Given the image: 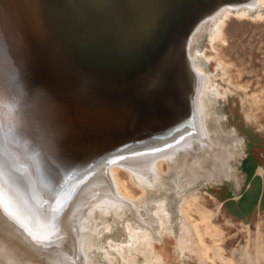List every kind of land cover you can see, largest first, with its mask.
Here are the masks:
<instances>
[{"label":"water","instance_id":"95a60500","mask_svg":"<svg viewBox=\"0 0 264 264\" xmlns=\"http://www.w3.org/2000/svg\"><path fill=\"white\" fill-rule=\"evenodd\" d=\"M257 1L0 0V83L20 117L35 120L39 129L29 138L20 129L15 134L30 150L40 180L50 177L45 191L54 193L62 183L50 176L62 155L74 153L79 169L109 153V137L168 131L179 120L172 101L183 99L181 69L197 26L226 7L251 8ZM184 105L179 113L187 118L190 106ZM4 125L0 121V179L10 200L24 192L37 201L27 169L25 177L4 159V151L19 154ZM72 154L59 166L73 164ZM113 165H102L107 177ZM69 186L60 190L62 201ZM1 215L0 225H7Z\"/></svg>","mask_w":264,"mask_h":264},{"label":"rangeland","instance_id":"374dc122","mask_svg":"<svg viewBox=\"0 0 264 264\" xmlns=\"http://www.w3.org/2000/svg\"><path fill=\"white\" fill-rule=\"evenodd\" d=\"M259 13L264 15V7L243 19L232 16L224 27L225 43L217 45L218 53L211 43L219 33V21L213 22L219 14L196 28L189 50L192 74L195 80H199L200 86L195 109V124L198 123L199 130L181 142V145L190 148L180 150V143L175 142L171 144L174 148L164 149L159 157L164 163L162 171L152 172L145 179L141 175L142 182L148 185L142 206L146 212L134 204L123 202L117 194H114L115 197L107 196L101 185L97 187L95 205L84 207L76 222L77 232L73 234L77 237L75 247L80 253V264H149L148 259L153 257L154 250L147 242L135 243V235L131 236L135 227L140 226L154 240L166 238L156 243L164 254L166 264H204L199 262L196 249L184 239L182 241L186 233H182L180 228L182 201L198 193L204 198L208 210L214 211L219 205L222 210L212 220L221 229L218 243L224 260L247 264L238 250L233 254L231 252L243 245V254L250 261L253 248L244 242L250 238L252 230L258 236L260 224L264 254V17L257 19ZM219 60L227 67L222 68ZM227 62H230V67ZM225 71L226 77L221 78ZM228 87L232 93L228 94ZM247 112L254 116L251 121L246 118ZM120 140L130 149L119 153L113 161H125L128 165L130 160L135 162L136 145L139 146L141 140L135 137H122ZM177 150L176 156L174 153ZM254 174L256 180H252ZM123 176L121 174L122 179L127 180ZM130 189L138 195L137 188ZM257 190L259 194L252 204ZM173 239H179L175 243L181 247L176 251L184 252V257L173 252ZM118 240L127 243L131 250L113 252L111 246L115 247ZM206 240L212 244L207 237ZM110 241H114L112 245ZM215 260L216 264H227L221 259ZM259 264H264V255Z\"/></svg>","mask_w":264,"mask_h":264},{"label":"bare ground","instance_id":"6f19581e","mask_svg":"<svg viewBox=\"0 0 264 264\" xmlns=\"http://www.w3.org/2000/svg\"><path fill=\"white\" fill-rule=\"evenodd\" d=\"M263 7L264 0H258L255 5L251 6V8L243 7L240 9L231 10L226 7L218 12L219 18L213 20L214 23L219 21V23H217L219 33L211 43L213 50L218 53L219 50H216L218 48L217 45H222L225 43V38L227 37H225L224 27L232 16H235L239 19H243V17H250L251 12H257ZM263 17L264 15L262 13L256 15L257 19ZM187 54V59L185 58L187 66L185 65L184 71L181 69V71L184 73V77L182 78L183 84L181 85L182 87L179 95L183 96V99L180 98L179 100L176 99L172 101L174 107H176L175 113H177V115L175 119H179L178 122L169 127L168 131L165 130L164 132L156 134L155 136L152 135L146 138L136 136L135 138L138 139V141L141 140V143H139V146L136 145V161L134 162L130 160L129 165L125 161H113V159H115L119 153L130 149L126 148L125 144L121 142L120 139L122 137L117 138V136L109 137L112 141L107 142L112 144L107 155L99 157V159H93L91 163H89L87 166H83V168L77 169L80 165L78 166L77 163H75L76 156L74 153H68L66 155L60 156L59 158L63 159L67 155L72 154L69 156L71 157L69 159L73 161V164L66 168L60 167L58 161L61 159H59L54 161V165H51L53 167L51 169L52 173L50 176H54V180H59L62 182L60 186L57 187V191L51 194L45 191V189L48 187L47 184L50 181V177H44L42 180H40V175L38 176L37 173L38 166L36 163L32 165V162H30V150L24 148V140L15 134V131L20 129L22 133L25 134L27 138H29L34 134L35 131L39 130L38 127L37 129L34 128V125H36L35 120L31 121L20 117L19 112H21V110L18 112L15 111L13 102L10 101L8 97H5L6 91L4 89V85L0 83V121L5 124L4 132L9 144H11L15 150L19 151L17 157L14 156V158L9 153V151H4V159L13 169L20 170L23 176L26 177V175L29 174L34 183L31 186L32 193H35L37 197H40L37 199V201H33L32 199H29L28 196L26 197L27 193L24 194L23 192V194H21L22 196L16 199V202L12 201L10 200L12 198L10 188L7 187V183L2 182L0 179V213L2 214L0 215L6 217L5 219L7 221V225L10 227L9 228L3 223L0 225V264H60V262L66 264H80V253L77 252L78 249L75 247L77 237L73 235L77 232L75 229L76 222L79 220L78 217L81 215L86 205L88 207L95 205L94 193L96 192L97 187L100 185L103 189V192L105 191L108 193L107 196H114V194L116 196L117 194V197H119L123 202L127 204H134L142 211L146 210L145 207L142 206L145 204L144 193L147 192L148 185L142 182L141 175L145 179L146 177H149L148 175L152 172L157 173V171H162L164 169V163L161 162L159 157L160 154L164 152V149L174 148L171 146V144L175 142H179L181 145L183 140H188V138L194 136V134L199 130L196 126L198 123L196 122L195 124V109L200 86L199 80H195L192 74V57H190V50ZM226 58L228 57L226 56ZM222 60H219V65L222 68L227 67L224 62H222ZM242 60L244 59L242 58ZM249 60L251 61V59ZM258 61L260 62V60ZM230 62H227L229 64L228 67H230ZM262 62H264V59ZM224 76L226 77V71L222 74L221 78ZM179 77H181V74H179ZM229 79L227 82H229ZM243 84L245 85L246 82ZM256 85H258V83ZM227 90L228 94L232 93L230 92L231 90L229 87ZM253 95H256V93ZM163 103L166 104L167 101L165 100ZM183 103H189L190 106L187 118H182V113H179L180 111L182 112L183 107H185ZM246 118L251 121L254 116L251 112H247ZM47 123H49V121H47ZM37 138L40 139L39 134ZM125 138H127V136ZM186 147L189 146L181 145L180 150H183V148ZM177 152L178 150L175 151L174 155L178 154ZM104 162L108 164H115L116 162V165H113L110 168L108 177L105 175L104 169L102 168ZM25 169H27V174H25V171H23ZM17 174L18 173L16 172L14 175L16 176ZM121 174H124L127 180L122 179ZM37 177L39 178L37 179ZM68 183L70 186L67 191V195L62 201L59 197L61 194L60 190ZM131 187L138 189V195L132 193L130 189ZM69 198L71 199L67 201ZM18 201L21 202V204L18 206V208H16L15 204ZM22 206H24V208H28L26 210L29 211L23 210L21 208ZM180 209V228L182 233L184 231L186 233V236L182 238V241L184 239L185 242H189V244H191L193 248L196 249L198 260H200L199 262L204 264H216L215 259L218 258L225 261L227 264H233L232 260L223 259L221 254L222 247L220 243H218V237L221 235V229L215 225L212 220L216 219V216L222 212V210H220V205L216 206L214 211L208 210V208L205 206L204 198L198 193L191 194L188 199L183 200ZM169 211L170 210H167L166 212ZM227 222L230 223L229 221ZM22 234L24 235L23 240ZM134 235L135 243L147 242L150 245L149 248L154 250L153 257L148 259L149 264H166L162 250L158 247V245H156L157 242H162L166 238H158L154 240L151 238L149 232L143 230L141 226L135 227V230L131 233V236ZM255 235V230H252L249 233L250 238H247L248 241L245 239L244 242L250 246V248H253V250H251L252 255L250 257V261L248 260L249 257H247L246 254H243V245H241L239 249H233L231 252L233 254L238 250L241 259H244L247 264H250L251 261L255 262V264H259L263 260V228L261 224L260 231L257 234L258 236L256 237ZM206 237L210 239L212 244L207 243ZM175 241L177 240L173 239V252L177 255L181 254L182 257H184V252L178 253L176 251L177 249H180L181 246L176 244ZM110 242L112 245V242L114 241ZM115 243V247L111 246L113 252L121 253L123 252L121 249L127 251L129 249L131 250L130 246H128L127 243H121V240H118ZM245 256L247 257V260L245 259ZM119 257L123 258V255L119 254ZM134 263L135 262H130L129 264Z\"/></svg>","mask_w":264,"mask_h":264},{"label":"snow or ice","instance_id":"6c2138e0","mask_svg":"<svg viewBox=\"0 0 264 264\" xmlns=\"http://www.w3.org/2000/svg\"><path fill=\"white\" fill-rule=\"evenodd\" d=\"M160 71L161 72H166L167 71V67H162L160 69ZM162 102H163V100H162ZM128 111L131 114V116H132L133 119H138L139 118V113H137L134 108L129 107L128 108Z\"/></svg>","mask_w":264,"mask_h":264},{"label":"crops","instance_id":"0c3cea01","mask_svg":"<svg viewBox=\"0 0 264 264\" xmlns=\"http://www.w3.org/2000/svg\"><path fill=\"white\" fill-rule=\"evenodd\" d=\"M245 164H246V162H245ZM245 164H244V165H245ZM246 170H247V168L245 167V168H244V171H246ZM255 175H256V174L252 175V177H253L252 180H254V179L256 180V179H257ZM252 180H251V182H252ZM258 189H259V187H258ZM258 191H259V190H257V191L255 192L256 195L252 198L253 200H251V201H252V204L255 203L256 197H257V195L259 194ZM262 193H263V192H262ZM263 199H264V197H263Z\"/></svg>","mask_w":264,"mask_h":264}]
</instances>
